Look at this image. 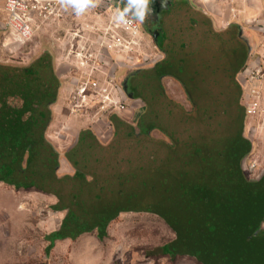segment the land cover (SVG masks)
Wrapping results in <instances>:
<instances>
[{"label":"rangeland","instance_id":"rangeland-1","mask_svg":"<svg viewBox=\"0 0 264 264\" xmlns=\"http://www.w3.org/2000/svg\"><path fill=\"white\" fill-rule=\"evenodd\" d=\"M163 2L166 5L150 0V13L140 23L142 31L150 32L152 36L143 34L146 40H143V58H140V62H132L125 55L104 54L103 51L99 56V62L100 59L102 61L100 69H106V62L111 66L110 72L117 85L116 94L127 107L120 112L125 118L132 119L137 107L143 103L139 100H127V93L122 90L121 82L126 75L151 65L159 58L160 54L153 44L150 23L155 16L160 23L162 11L166 15L174 10L172 0ZM50 10L51 13L47 16H37L33 35L23 43L14 39L11 29L6 25V16L4 13L0 14V69H24L41 55L51 60L60 87L57 101L51 106L52 123L48 137L57 148L65 151L74 143L79 128L85 125L93 127L95 123L101 122L95 111H72L75 98L70 89L75 86L79 71L73 68L74 62L68 60V56L76 42L75 33L86 37L87 47L83 44L86 49L91 47V50H95V45L91 43L100 36L102 27L110 24L111 9L101 2L96 8L76 16L71 8L64 10L56 1ZM228 35L231 34H226ZM229 39L233 41L236 37ZM162 41L163 38L158 37L157 42ZM86 68L91 70L92 66ZM93 70L96 75L100 73ZM173 92L176 95L170 91L168 94L160 91L163 98L159 102L160 107L178 110L183 113L181 118L186 115L196 117L200 108H204L201 118L211 116L208 111L214 108L202 102L197 104L191 92L186 97L182 91ZM10 93L12 96L13 93ZM256 93L261 100V111L248 122L247 129L227 133L219 130L209 132L215 139L208 145L205 155L202 150H196V142L199 141L197 131L187 129L190 139L182 144V137L179 138L177 134L169 135L170 144H163L168 149L169 145L173 146L170 149L177 157L171 156V159L176 161L165 162L166 159L163 158L156 164L155 170L147 171L140 180L137 179L140 185L135 190L129 186V189L122 191L124 204L136 211L121 215L110 224L105 235L98 236L95 229L74 240H56L51 243L49 235L59 229L65 214L55 209L57 196L36 188H16L0 182V264H264V253H232L235 242H249L258 232L264 234V231L257 230L264 212V203L252 202L250 194L255 186L244 184L245 179L255 178L264 169V91H247L244 102L250 101ZM7 100L5 97V107L1 105L3 108H0V138L3 129L10 133L6 128L8 116L17 115L16 111H19L18 106L14 110L6 104ZM16 101L20 103L22 100L16 98L14 102ZM131 115L133 116L130 117ZM213 117L217 120L214 119L211 125L216 123L217 127L221 119L218 114ZM175 123L182 127L184 125L182 119ZM105 125L102 129L108 131L105 132L108 136L110 127ZM26 128L29 129L27 126ZM162 130L163 134H169L165 129ZM239 135L240 151L226 160L224 155L232 153L226 142L229 138L239 142ZM247 136L252 141V151L246 159L244 154L248 147L245 139ZM163 140L165 143L169 142L165 138ZM188 144L191 146L188 147ZM63 164L62 171L68 170L64 160ZM243 166L248 177L242 179L238 169H244ZM223 171H226L225 174L232 172L231 175L235 176L222 177ZM241 172L244 173L242 170ZM208 174L211 177H206ZM244 218L247 220L243 221ZM176 237L178 240L173 242ZM164 244L168 245L165 249L167 255L156 251ZM241 247L240 244L239 248Z\"/></svg>","mask_w":264,"mask_h":264},{"label":"crops","instance_id":"crops-1","mask_svg":"<svg viewBox=\"0 0 264 264\" xmlns=\"http://www.w3.org/2000/svg\"><path fill=\"white\" fill-rule=\"evenodd\" d=\"M118 1L102 0L108 8ZM154 1L166 5L163 0ZM172 2L173 11L164 15L160 8L163 15L162 20L158 23L157 16H155L156 19L150 23L153 44L160 54L159 58L154 60L153 67L140 68L138 73H127L128 75L121 82L122 90L137 91L144 98L153 97L154 99L159 95V91H165L167 94L169 91L172 94H175L173 91H182L184 97L188 92L195 96H207L206 92H214L216 96L231 97L229 94L233 95L232 92H234L236 103L231 100L228 104L225 102L219 105L223 120L217 123V127L216 123L211 125L212 122L207 121L189 124L187 128L190 130L217 129L225 133L237 129L242 130V128L247 129L248 122L253 119L246 113L244 100L247 91H264V79L260 82H254L251 78L247 80V76L251 74L253 54L258 52L260 43L264 41V27L249 25L248 21L253 16L259 17L264 14L262 11L264 2L259 0H248V2L243 0H172ZM231 8L244 9L245 12L239 21L224 27L223 21L230 17ZM143 34L152 37L150 32L143 30V40L145 39ZM226 34L231 35L228 37ZM158 37L163 38L161 43L157 42ZM233 37L236 39L230 41L229 38ZM129 76H131L130 80ZM2 77L1 72L0 91L3 85ZM127 80L130 81L129 86ZM125 86H127L126 90ZM126 99L132 102L139 100L143 103L137 107L134 116H130H133L132 119L112 114L107 119L99 120L101 122L95 123L93 127L85 125L78 129L74 143L65 151L57 148L48 137L52 121L45 131L46 139L59 153V173L62 176H71L76 172V168L79 169V173H86L92 179L91 185L102 187L103 194H105L104 199L97 198L95 201L106 203L105 207L113 214L121 211L114 221L123 214L136 211L134 208H128V205L122 201L124 199L122 191L128 188L126 180L129 177L138 179L147 170L149 171L151 165L155 168L156 164L163 159L162 143L170 144L168 137L173 135L169 132V134H163L162 129L165 128L158 120V115L161 113L158 106L148 105L142 98L126 97ZM236 106L238 113L242 114L239 121L232 117L233 113H236ZM105 124L110 127L108 136L105 133L108 131L102 129ZM207 134L206 136L202 134V141H207L206 145H199V141L196 142V146H200L204 155L208 152ZM185 136L187 140L190 139V134ZM164 138L169 142L165 143ZM238 141L229 138L226 142L232 152L229 156L224 155L227 157L226 160L240 151L241 135L238 136ZM249 142L252 143L250 138ZM251 151L252 148L245 155L246 159L251 155ZM1 156L0 149V158ZM63 160L67 163L68 170L62 171ZM167 160L169 159L166 158ZM88 164H90V169H88ZM241 170L248 177L246 169H238L240 174H242ZM225 172L223 171L222 177L235 176L231 175L233 170L229 174ZM206 177H211V175L208 174ZM248 178L254 181V184H260L264 193V169L255 178ZM116 197L119 199H115ZM61 213L64 214L62 211ZM241 246L239 248L238 244L232 253H264V234L258 232L249 242L244 241Z\"/></svg>","mask_w":264,"mask_h":264},{"label":"trees","instance_id":"trees-1","mask_svg":"<svg viewBox=\"0 0 264 264\" xmlns=\"http://www.w3.org/2000/svg\"><path fill=\"white\" fill-rule=\"evenodd\" d=\"M153 66L154 65L151 64L147 67ZM1 68L4 69H0L3 73V85L1 86V91H5L0 92L1 105H3V100L6 97V99H8L6 104L12 106L13 109L18 106L17 108L19 111H16L17 115L15 113V115L10 114L7 118L6 128L10 133H7L5 129L2 130L3 132L1 131L3 135L2 138H0V149L2 152L0 158V182L14 185L16 188H36L45 193L57 196L58 200L55 203V209L57 211L65 212V214L59 229L49 235L51 243H54L56 240H64L67 238L74 240L81 234L94 231L95 229L98 232V236L105 235L108 231V227L114 219L117 218V214L121 211L113 214L112 211H109L108 208L105 207L106 203L96 202L95 200L97 198H105L102 187L91 185L92 179H89L90 177L87 176L86 173H79L78 168H76L74 175L62 176L59 173V153L45 136L46 128L52 118L51 106L57 101L58 90L60 87V81L54 72L51 60L46 56L41 55L33 61L31 65L24 69L14 70L12 68ZM126 89L127 88H125V90ZM10 92L13 93L12 96L10 95ZM125 92L127 93V97L133 99L142 98L148 105L158 106L161 110L160 115H158V120L162 124V127L169 133L173 135L177 134L179 138L182 137L183 142H181V144L186 142L187 139L185 135L190 133L187 132L189 124L207 121L214 122L217 120L216 117H213L215 114H218L219 119L223 120L219 105H222L225 102L228 104L231 100L233 103H236L234 92H232L233 95L228 93L231 97L216 96L214 95V92H206L205 95L207 96H195V94L191 93L194 100L197 101V104L202 102L214 109L208 111L211 115L209 117L201 118L200 115L204 108H200L201 110L196 117L191 118V116L186 115L181 118L183 113H179L178 110L171 107L159 106V102L163 99L160 96V91L156 99L153 97L144 98L138 94L137 91ZM16 98H19L22 101L20 103L19 101L14 102ZM3 106L1 107L3 108ZM237 109L236 106V113H233L234 115H232V117L239 121L242 114L240 115ZM176 114L179 116L176 117ZM2 117L4 118V115H2ZM181 119L184 122L183 127L180 124L175 123L176 120ZM122 120L124 119L122 118ZM26 121H30V123H27ZM191 121L193 122L190 123ZM25 124L29 129L26 128ZM29 124L31 126H29ZM184 130H186V132H184ZM196 131L199 137L198 144L203 145L205 143L207 144V141H202V134L205 135L208 133L206 139L209 141L208 144H211L215 139V136L211 134L209 135V132L217 131V129H194V132ZM245 139L248 143V147L244 156L250 152L252 145V143L250 144L248 137H245ZM10 142L12 143L10 144ZM165 145L162 143L163 158L169 159L165 162L173 163L172 161L176 160L171 159V156L174 158L177 157V154L172 152V149H170L171 147L168 149ZM190 146L191 145L188 144V147ZM198 146L196 149L197 151L200 149V146ZM88 165V169H90V164ZM154 169L153 165L149 167V171H153ZM246 177L247 176L242 173L241 178L243 179ZM140 178L141 177L138 179L140 180ZM139 182L140 181L137 179L129 177L126 180V185L128 189L130 188L129 186H131L135 190L136 187L140 185ZM197 182L200 183L199 180ZM24 183L27 184L25 185ZM244 184L255 186L250 194L252 202L264 203V193L262 192L263 187L260 184H254V181H251L249 178L248 180H244ZM72 194L73 198H71ZM242 220L246 221L247 218ZM258 229L264 231V212L258 223L257 230ZM177 240L178 237H176L173 242H176ZM243 242L244 241L235 242L233 251L237 248L236 246L238 244L240 246ZM167 246V244H164L157 248L156 251H160L164 255H167L165 253Z\"/></svg>","mask_w":264,"mask_h":264},{"label":"built area","instance_id":"built-area-1","mask_svg":"<svg viewBox=\"0 0 264 264\" xmlns=\"http://www.w3.org/2000/svg\"><path fill=\"white\" fill-rule=\"evenodd\" d=\"M57 0H0V14L6 16V25L11 29L14 39L17 42H25L31 38L34 32V24L37 16H47L51 13L50 8ZM248 2V0H243ZM264 2V0H259ZM117 7L122 5L119 1L111 4V22L101 29V34L91 45H95V50L86 49L87 40L80 34L75 33L76 42L72 45L68 60L74 62L73 68L78 70L75 86L70 89L73 91L75 101L72 106L74 113H89L95 111L99 119H107L109 115L119 114L127 109L125 103L116 94L117 85L114 83L113 74L110 72L111 66L106 69H100L102 62L99 56L102 51L108 54L125 55L131 61L137 60L143 54L142 27L138 21H132L126 25L117 24L112 16ZM264 12V7L262 8ZM244 9L231 8L230 17L223 21V26L228 27L241 19ZM249 25L264 27V14L262 16H253L248 21ZM83 44L86 46H83ZM90 45V46H91ZM75 47V48H74ZM91 50V51H90ZM72 57V59H71ZM136 58V59H135ZM132 61V62H133ZM76 63V65H75ZM135 63V62H134ZM98 64V66H97ZM88 69L86 67H91ZM108 67V68H107ZM251 74L247 76L254 82H260L264 79V41L260 43L258 52L253 54V64ZM100 73L96 75V71ZM75 70V71H76ZM255 96L250 101L245 102L247 115L254 117L261 111L260 97Z\"/></svg>","mask_w":264,"mask_h":264},{"label":"clouds","instance_id":"clouds-1","mask_svg":"<svg viewBox=\"0 0 264 264\" xmlns=\"http://www.w3.org/2000/svg\"><path fill=\"white\" fill-rule=\"evenodd\" d=\"M102 0H57V3L64 9L71 8L76 16H81L101 4ZM123 6L117 7L112 19L117 24H128L132 21L143 23L145 17L150 13V0H119ZM90 179V178H89Z\"/></svg>","mask_w":264,"mask_h":264},{"label":"flooded vegetation","instance_id":"flooded-vegetation-1","mask_svg":"<svg viewBox=\"0 0 264 264\" xmlns=\"http://www.w3.org/2000/svg\"><path fill=\"white\" fill-rule=\"evenodd\" d=\"M151 17V16H150ZM149 21H150V19H149ZM149 21H147L148 23H150Z\"/></svg>","mask_w":264,"mask_h":264}]
</instances>
